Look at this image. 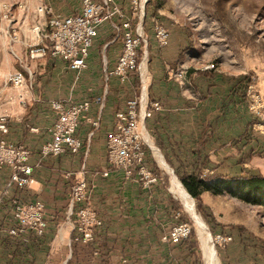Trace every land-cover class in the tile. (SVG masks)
<instances>
[{
  "label": "crops",
  "instance_id": "obj_1",
  "mask_svg": "<svg viewBox=\"0 0 264 264\" xmlns=\"http://www.w3.org/2000/svg\"><path fill=\"white\" fill-rule=\"evenodd\" d=\"M9 1L12 4L10 20L0 21V56L6 65L1 76L0 115H6L7 124V132H0V139L30 151L28 164L37 182L31 188H17L10 182L8 168H0V264H198L195 263L197 241L203 264H206L200 234L172 244L165 233L174 222H183L185 212L191 218V212L172 189L173 180L179 182L178 176L193 171V168H185L186 164L194 170H210L204 181L234 176L233 159L216 156L219 145H231L228 131L221 132L224 131L221 125L226 124L217 115L213 117V113L219 112L221 92L230 89L229 84L218 83L226 78L215 72L182 71L183 60L178 58L181 38L177 39L169 29L168 44L160 48L152 35L150 51L155 53L157 48L159 51L150 61L146 52L141 69L147 81L148 99L161 104V110L145 122L149 144L146 159L158 180L144 187L135 176L126 177L120 170L109 169L105 156L114 113L124 109L127 99L138 93L139 86L135 73L124 81L115 76L105 81L106 70L112 69L121 50V40L114 38L107 23L100 25L86 66L76 78L61 59L49 55L30 59L27 49L35 40L31 28L35 25L44 28L48 19L37 14L38 6L46 4L56 13L74 14L79 12L80 3L75 5L72 0ZM117 1L129 13L126 0ZM170 68L176 72L173 77H166L162 71ZM13 71L23 74L28 89L17 91L6 82L5 76ZM187 80L198 83L195 84L198 99L184 93L182 84ZM96 97L102 98V107L95 101ZM52 99L90 101V108L80 116L75 132L80 142L77 153L47 157L39 154L40 146L49 139L46 129L56 119L49 104ZM95 118L99 119V124L93 128L87 119ZM213 118L216 119L213 121ZM208 119L209 127L203 131V123ZM157 152L168 168L160 165L158 156H154ZM170 169L176 178L172 177ZM105 170H108L107 176L102 175ZM77 177L86 179L87 204L102 220L90 243L74 240L67 216L69 188ZM35 200L43 204L47 224L43 235L8 234V228L16 224L13 201L31 203Z\"/></svg>",
  "mask_w": 264,
  "mask_h": 264
},
{
  "label": "built area",
  "instance_id": "obj_2",
  "mask_svg": "<svg viewBox=\"0 0 264 264\" xmlns=\"http://www.w3.org/2000/svg\"><path fill=\"white\" fill-rule=\"evenodd\" d=\"M149 0H127L129 13H126L117 0H80L79 12L60 14L44 4L36 8L37 14L48 16L44 28L35 25L31 28L34 42L28 45L30 59L44 58L47 55L61 59L68 70L78 77L86 66L89 49L97 34V28L107 23L114 32V38L121 40V50L112 69L106 70L105 81L115 76L124 81L132 73L138 77V93L127 99L125 107L114 113L113 128L106 139V162L109 169L120 170L126 177L135 178L144 186L154 184L158 178L149 165L146 155L149 148L148 132L145 122L154 112L161 110L157 100L150 101L147 96V81L142 74L141 63L146 57L147 38L144 30V11ZM12 4L9 0H0V21H9ZM152 35L157 46L168 44V29L160 22H152ZM6 82L17 91L28 89L20 71L5 76ZM22 106L24 98L19 96ZM95 101L102 107V98ZM50 107L56 113V119L47 127L49 139L39 149L42 157L63 153H77L80 142L75 136L80 116L90 108L89 100L66 101L52 99ZM93 128L99 119H87ZM0 132L6 134V115H0ZM30 151L21 145L0 139V168L9 170V179L17 188H31L36 184L32 167L28 164ZM108 170L102 172L107 176ZM88 183L84 177H77L68 192L67 216L74 240L90 243L94 234L102 225L96 211L87 204ZM16 224L8 228L10 235L31 233L43 235L47 224L43 213V204L39 200L31 203L13 201ZM191 233L189 223L176 222L168 230L166 239L172 244L186 240ZM214 243L223 247L231 241V236L216 234Z\"/></svg>",
  "mask_w": 264,
  "mask_h": 264
},
{
  "label": "rangeland",
  "instance_id": "obj_3",
  "mask_svg": "<svg viewBox=\"0 0 264 264\" xmlns=\"http://www.w3.org/2000/svg\"><path fill=\"white\" fill-rule=\"evenodd\" d=\"M72 1L75 5L80 3V0ZM153 21L162 23L174 31L177 39L181 38L178 58L183 60L182 71L215 72L226 78L218 83L230 86L229 91L221 92L219 112L213 113V117L217 115L226 124L220 123L224 127L221 132L228 131L231 145H219L216 156L233 159L235 177L264 176V0H149L144 11L149 61L159 51L158 48L155 53L150 51ZM11 57L12 69V54ZM149 61L145 63L147 69ZM4 68L6 65L0 56V87ZM175 72L172 68L162 71L166 77H173ZM196 83L183 82L187 96L197 97ZM209 123V119L204 121L203 131ZM190 166L186 164L185 168L195 169ZM209 174L206 168L200 170L201 177ZM220 182L218 179L204 181L200 189L203 215L196 211L208 228L211 241L216 234L231 236V241L223 247L212 241L216 264H264V208L238 198L232 194L234 187L227 190ZM193 201L196 209L194 198ZM185 214L183 221L199 236L200 228ZM197 248L195 263L203 264L198 241Z\"/></svg>",
  "mask_w": 264,
  "mask_h": 264
},
{
  "label": "trees",
  "instance_id": "obj_4",
  "mask_svg": "<svg viewBox=\"0 0 264 264\" xmlns=\"http://www.w3.org/2000/svg\"><path fill=\"white\" fill-rule=\"evenodd\" d=\"M232 90L235 91L234 88ZM178 179L187 193L194 198L196 211L203 215L200 189L204 185L205 178L200 176L199 170H193L190 173L178 176ZM220 181L227 190H231L234 187L235 192H232V194L237 195L238 198L264 208V176H233L225 179L221 178ZM208 225L210 226L211 224L208 223ZM190 235L194 237L195 233L193 230H191Z\"/></svg>",
  "mask_w": 264,
  "mask_h": 264
},
{
  "label": "bare ground",
  "instance_id": "obj_5",
  "mask_svg": "<svg viewBox=\"0 0 264 264\" xmlns=\"http://www.w3.org/2000/svg\"><path fill=\"white\" fill-rule=\"evenodd\" d=\"M159 156L160 155L158 154V161H159L160 165L166 169L167 168L166 165L164 164L162 158H160ZM172 182H173L172 189L175 192H177V194L179 195V197L182 200L183 205L186 207V209L189 212H192V208H193L192 199L187 195L186 191L183 189V186H181L177 180H173ZM196 222L198 224V227L200 228L199 234H200V238H201L202 245L204 248V260H205L206 264H216V262L214 260L215 251H214V247L212 245L211 239L208 235V232L205 229V226L202 224L201 221H199L197 219ZM203 230H205V231H203Z\"/></svg>",
  "mask_w": 264,
  "mask_h": 264
},
{
  "label": "water",
  "instance_id": "obj_6",
  "mask_svg": "<svg viewBox=\"0 0 264 264\" xmlns=\"http://www.w3.org/2000/svg\"><path fill=\"white\" fill-rule=\"evenodd\" d=\"M166 166H167V165H166ZM167 168H168V166H167ZM170 173H171V175H172L173 178H176L175 175L173 174V171H172L171 169H170ZM179 182H180V181H179ZM180 185L182 186L181 182H180ZM183 189L185 190L184 187H183ZM185 191H186V190H185ZM186 193H187V191H186ZM187 195L192 199V204H193L192 212H191V214H190L191 219L194 221V223H195L196 225H198L197 222H196L197 219H198L199 221H201L202 224L205 226V229L207 230L208 235H209V237H210V239H211V235H210V232H209L208 228L206 227V225L204 224V222L201 220L200 216L195 212V207H194V201H193V198L191 197L190 194L187 193ZM211 242H212V241H211ZM212 245H214V244H212Z\"/></svg>",
  "mask_w": 264,
  "mask_h": 264
}]
</instances>
